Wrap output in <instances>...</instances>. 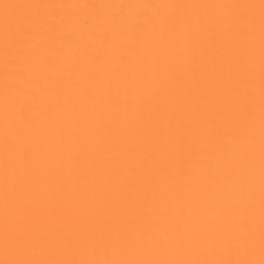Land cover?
Segmentation results:
<instances>
[{"label": "snow or ice", "instance_id": "1", "mask_svg": "<svg viewBox=\"0 0 264 264\" xmlns=\"http://www.w3.org/2000/svg\"><path fill=\"white\" fill-rule=\"evenodd\" d=\"M0 264H264V0H0Z\"/></svg>", "mask_w": 264, "mask_h": 264}]
</instances>
